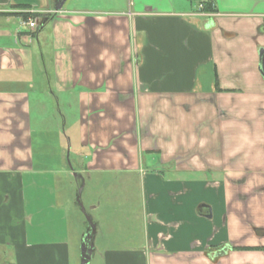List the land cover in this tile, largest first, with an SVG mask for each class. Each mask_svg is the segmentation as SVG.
<instances>
[{
    "label": "crops",
    "instance_id": "0c3cea01",
    "mask_svg": "<svg viewBox=\"0 0 264 264\" xmlns=\"http://www.w3.org/2000/svg\"><path fill=\"white\" fill-rule=\"evenodd\" d=\"M260 50L264 0H0V264H80L92 229L72 232L59 182L74 173L79 195L102 172L137 175L141 201L107 229L93 221L89 264H264ZM73 99L75 163L70 136L41 128L47 108ZM154 101L166 108L156 132ZM186 105L184 139L188 116L176 115ZM200 109L225 121L223 136L197 135ZM154 151L173 176L145 170Z\"/></svg>",
    "mask_w": 264,
    "mask_h": 264
},
{
    "label": "rangeland",
    "instance_id": "374dc122",
    "mask_svg": "<svg viewBox=\"0 0 264 264\" xmlns=\"http://www.w3.org/2000/svg\"><path fill=\"white\" fill-rule=\"evenodd\" d=\"M29 18L34 19L33 17H29ZM73 101H74L73 102L74 106L71 109L58 110L57 108L56 109L47 108L44 111L46 118L43 120L44 121L43 123H47V124H41V128L48 129V130H56L59 127V129L61 128L60 130H62L61 134L66 133L67 135L70 136V139H71V141L69 142L70 147H68L67 149H69L71 153L69 154V158L71 156L72 162L75 163V158H76L75 151L77 149L80 150V133H79V123H78V119L80 118V110L78 108L77 101L74 99ZM154 104L158 106V108L156 109L154 108L152 114L150 115L149 123L150 125H152L151 127L153 128L152 132L157 130V127L162 128V122H163L162 112L164 113L166 111V108H163L161 106L160 101H154ZM191 112H192L191 105H186L184 108H182V111L178 115H176L178 117L188 116V119L184 120L181 124L182 125L181 133L182 135H184V139H187V137H189L190 133L192 132V129H191L192 122L189 121ZM212 115L214 116V114L211 113V116ZM197 116H200L198 118L200 119V121L198 120V124L199 122L200 124L199 125L197 124V126L195 127L196 128L195 131L197 135H200V137L201 135L203 136L204 134H215L218 137L223 136V134L218 133V131H219V128L220 129L222 128L224 130L225 121H220V119L216 117V119L213 120V122H211L209 120L208 111H205L202 109H200V111L197 113ZM37 119H39L38 116H37ZM42 119H43V116H41V120ZM214 121L216 122V125L214 124ZM146 128L147 130H149L148 128H150V126L148 125V127ZM145 130L146 129H144V132ZM147 132L148 131H146L145 133ZM158 139H163V138L161 135L155 134V137H153L152 140L154 143H160ZM181 140L182 138L178 139L179 146L182 145ZM200 142L202 144L207 145V140L206 141L202 140ZM194 143L196 144V141ZM189 146H190V142L185 141L183 149H187L189 148ZM36 151L38 154L42 156L43 152L41 148ZM155 151H158V150H155ZM155 157H158V155L154 152L144 154V160L146 161V165H148L149 167V168L146 167L145 170L146 171L148 170L150 172H156L161 175L163 174L166 178L173 176L172 174H169L168 170L164 169V167L166 166L162 164L160 161L154 164V166L148 162L149 160H152ZM36 161H37V158H36ZM50 162L53 163L51 164L52 166L54 165L55 160L52 159ZM161 171H163V173ZM175 175H178V176L180 175L181 177V174H175ZM189 176L190 174L184 175L185 178H188ZM196 177L200 178L201 180H205L207 179V177L209 178V173L208 172L200 173L196 175ZM77 180L78 179L74 176V173L72 174L71 179H66V177L63 176L59 182V184L61 183V187L58 188L59 198L60 197L63 198L61 201L62 203L61 207L64 208L65 210L64 212H66L70 220L72 232L76 227L81 232L85 231L86 226L89 225L88 217L92 220V222L93 221L96 222L99 219V224L102 227V229H107L109 226H113L114 221H117L119 218L124 219L125 218L124 216H129L128 210L134 209L135 207L140 206L141 193H140V187H139V178L137 177V175L131 176L130 178L125 179L123 178V175L118 174V173H103L102 172L100 174H92V179L87 180L86 187L84 191H82L81 201H82V204L85 210H83V208L81 207V204L76 202V198L78 195V187H79L77 184L78 182ZM70 192H71V195L73 196V201H71L72 202L71 205L68 203L65 204V201H66L65 198L69 197ZM97 204H100L97 209H91L93 205L95 206ZM139 213L140 212H138L137 215ZM118 232H124L126 235H128L125 225H123V228L118 229ZM111 235L112 234L109 233L110 237H112ZM79 258H80V263H81V254H80V257L78 255L76 260H79Z\"/></svg>",
    "mask_w": 264,
    "mask_h": 264
},
{
    "label": "water",
    "instance_id": "95a60500",
    "mask_svg": "<svg viewBox=\"0 0 264 264\" xmlns=\"http://www.w3.org/2000/svg\"><path fill=\"white\" fill-rule=\"evenodd\" d=\"M65 0H63L64 2ZM61 7V4L58 6V8ZM260 70L262 72V74L264 75V50H260ZM69 153L70 150L68 149V157H69ZM68 161L70 163V160L68 158ZM71 165V164H70ZM76 176V175H75ZM83 190V186L80 187L79 189V195H78V200L81 204V207L83 208V210H85V208L83 207V204L81 202V193ZM88 220L90 222V226H91V232L89 234H87L83 240V244L81 247V263L80 264H89L91 256H92V252L94 250V246H93V239H94V235L96 232V226L94 225V223L91 221V219L88 217Z\"/></svg>",
    "mask_w": 264,
    "mask_h": 264
},
{
    "label": "trees",
    "instance_id": "16d2710c",
    "mask_svg": "<svg viewBox=\"0 0 264 264\" xmlns=\"http://www.w3.org/2000/svg\"><path fill=\"white\" fill-rule=\"evenodd\" d=\"M204 4V11H206V12H215V8L213 7V4L211 3V2H205V3H203ZM23 15V18L24 19H28L29 17H36L37 16V14H30V13H24V14H22ZM40 14H38V16H39ZM38 31H36V32H34L33 34H36ZM217 90H220V88L218 87L217 88ZM67 144H68V141H67ZM145 153H153V152H144V154ZM154 153H156L155 151H154ZM160 158L159 157H155V158H153V162H154V164H156L158 161H160L159 160ZM234 249H250V250H257V249H261V248H259V247H247V248H238V247H234Z\"/></svg>",
    "mask_w": 264,
    "mask_h": 264
},
{
    "label": "built area",
    "instance_id": "2783aa9c",
    "mask_svg": "<svg viewBox=\"0 0 264 264\" xmlns=\"http://www.w3.org/2000/svg\"><path fill=\"white\" fill-rule=\"evenodd\" d=\"M200 10L204 9V4L202 3L200 5ZM23 24L28 26L30 29H35L38 27V22L36 19L28 18V19H23Z\"/></svg>",
    "mask_w": 264,
    "mask_h": 264
}]
</instances>
